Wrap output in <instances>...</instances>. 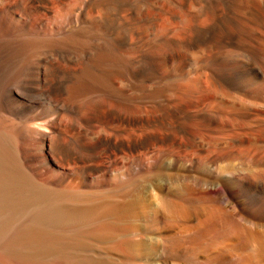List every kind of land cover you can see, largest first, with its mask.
I'll return each mask as SVG.
<instances>
[{"label": "bare ground", "instance_id": "obj_1", "mask_svg": "<svg viewBox=\"0 0 264 264\" xmlns=\"http://www.w3.org/2000/svg\"><path fill=\"white\" fill-rule=\"evenodd\" d=\"M0 264H264V0H0Z\"/></svg>", "mask_w": 264, "mask_h": 264}, {"label": "rangeland", "instance_id": "obj_2", "mask_svg": "<svg viewBox=\"0 0 264 264\" xmlns=\"http://www.w3.org/2000/svg\"><path fill=\"white\" fill-rule=\"evenodd\" d=\"M21 6L24 7V6H25V2H21L20 7H21ZM18 16H20V17L22 16V18L25 17L24 14H23V11H20V14H19V12H18ZM33 17H34L35 20L32 18V16H29V17H27V18H24V19L26 20V21L24 20V21L26 22V24H25V22H24L23 20H21V21H23V23H24V25H25V29H24L25 32H26V30H27V32L30 33V31H34V30L37 29V28H38L37 30H41V29H43V28L45 29V27H46V29L49 28V24H48V23H45V24H43L42 26H39V27H38V25H37V21H38V20L36 21V19H37L39 16L34 15ZM36 17H37V18H36ZM27 21H28V22H27ZM33 21L36 22V25H35V22H33ZM31 22L34 24L35 27L33 26V24H32ZM27 24H29V25H27ZM43 26H44V27H43ZM27 27H29V28H27ZM40 27H41V28H40ZM47 27H48V28H47ZM31 28H32V29L34 28V30H30V31H29V29H31ZM18 33H19L20 35H19ZM18 33H17L16 35H14L13 38L16 39V38L23 37V35H24V31H21V32H18ZM22 34H23V35H22ZM16 36H17V37H16ZM204 86H205V88H204ZM202 89H203V90H202ZM201 91H202V94H203L204 96H209V95H210V93H209L210 91H209L208 87H207L205 84H202V86H201ZM37 102H38V103L35 102V104H34V105L37 107L36 109H44V110H52V109H54V104H51V103H49V102H48V103H49V104H48L46 101H43V102H42V101H40V102L37 101ZM27 104L29 105V103H27ZM46 104H47V105H46ZM30 105H31V103H30ZM37 105H38V106H37ZM42 105H43V107H42ZM40 106H41V107H40ZM46 106H47V107H46ZM50 106H52V107H50ZM45 107H46V108H45Z\"/></svg>", "mask_w": 264, "mask_h": 264}]
</instances>
